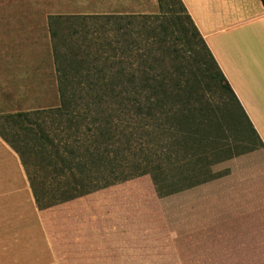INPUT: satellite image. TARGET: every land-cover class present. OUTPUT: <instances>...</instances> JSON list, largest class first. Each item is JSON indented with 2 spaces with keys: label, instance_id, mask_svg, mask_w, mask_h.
<instances>
[{
  "label": "trees",
  "instance_id": "trees-1",
  "mask_svg": "<svg viewBox=\"0 0 264 264\" xmlns=\"http://www.w3.org/2000/svg\"><path fill=\"white\" fill-rule=\"evenodd\" d=\"M157 1L154 15L47 14L58 104L0 114V135L19 154L39 207L161 167L163 208L177 218V194L168 191L177 162L255 134L182 1ZM171 38L194 60L188 74ZM202 79L217 103L204 99ZM232 229L208 237L264 239Z\"/></svg>",
  "mask_w": 264,
  "mask_h": 264
},
{
  "label": "crops",
  "instance_id": "crops-1",
  "mask_svg": "<svg viewBox=\"0 0 264 264\" xmlns=\"http://www.w3.org/2000/svg\"><path fill=\"white\" fill-rule=\"evenodd\" d=\"M181 1L255 134L177 162V186L168 191L177 194L178 234L193 235L189 240L231 239L206 235L227 234L236 224L242 233L259 235L264 226V4ZM20 168L21 187L0 185V264H120L123 255H132L123 249L135 248L138 233H147L108 211L120 194L88 193L37 206Z\"/></svg>",
  "mask_w": 264,
  "mask_h": 264
},
{
  "label": "rangeland",
  "instance_id": "rangeland-1",
  "mask_svg": "<svg viewBox=\"0 0 264 264\" xmlns=\"http://www.w3.org/2000/svg\"><path fill=\"white\" fill-rule=\"evenodd\" d=\"M71 12L154 15L159 7L157 0H0V114L58 104L46 16ZM169 42L181 71L188 74L194 60L180 40ZM200 88L204 99L213 104L219 101L209 81L202 79ZM199 144L204 146L206 142ZM20 167L19 154L0 135V185L21 187ZM160 170L154 168L93 192L101 196L120 194L108 211L115 210L116 217L148 229L147 233H138L135 248L123 249V254L132 255H123L120 264H264V239L189 240L187 237L193 235H179L176 216L163 208ZM8 178L10 186L1 182ZM168 201L167 205L172 204ZM260 236L264 237V230Z\"/></svg>",
  "mask_w": 264,
  "mask_h": 264
},
{
  "label": "built area",
  "instance_id": "built-area-1",
  "mask_svg": "<svg viewBox=\"0 0 264 264\" xmlns=\"http://www.w3.org/2000/svg\"><path fill=\"white\" fill-rule=\"evenodd\" d=\"M262 2H263V4H264V0H261Z\"/></svg>",
  "mask_w": 264,
  "mask_h": 264
}]
</instances>
